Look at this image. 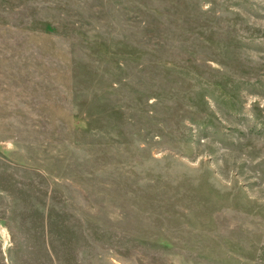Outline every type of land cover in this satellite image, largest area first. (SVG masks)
Wrapping results in <instances>:
<instances>
[{
	"label": "rangeland",
	"instance_id": "rangeland-1",
	"mask_svg": "<svg viewBox=\"0 0 264 264\" xmlns=\"http://www.w3.org/2000/svg\"><path fill=\"white\" fill-rule=\"evenodd\" d=\"M0 264H264V0H0Z\"/></svg>",
	"mask_w": 264,
	"mask_h": 264
}]
</instances>
